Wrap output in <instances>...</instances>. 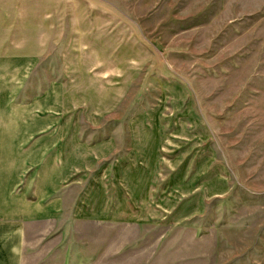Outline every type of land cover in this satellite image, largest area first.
Instances as JSON below:
<instances>
[{"label": "rangeland", "instance_id": "1", "mask_svg": "<svg viewBox=\"0 0 264 264\" xmlns=\"http://www.w3.org/2000/svg\"><path fill=\"white\" fill-rule=\"evenodd\" d=\"M0 125L64 177L24 264H264V0H0Z\"/></svg>", "mask_w": 264, "mask_h": 264}, {"label": "crops", "instance_id": "2", "mask_svg": "<svg viewBox=\"0 0 264 264\" xmlns=\"http://www.w3.org/2000/svg\"><path fill=\"white\" fill-rule=\"evenodd\" d=\"M11 126L0 125V264H24L28 231L65 223L63 173L59 164L31 170L30 160L16 156ZM71 255L68 264H78Z\"/></svg>", "mask_w": 264, "mask_h": 264}]
</instances>
